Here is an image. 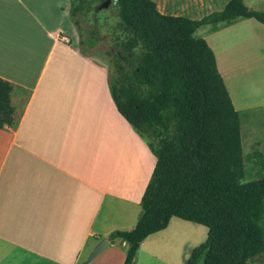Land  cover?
<instances>
[{
  "label": "crops",
  "instance_id": "crops-1",
  "mask_svg": "<svg viewBox=\"0 0 264 264\" xmlns=\"http://www.w3.org/2000/svg\"><path fill=\"white\" fill-rule=\"evenodd\" d=\"M153 1L168 14L169 0ZM184 1L179 9L190 12L220 11L229 2ZM243 2L264 11V0ZM70 7V0H0V78L13 85L17 115L16 125L0 128V264H124L129 244L109 234L134 228L156 163L147 140L118 112L107 69L78 47ZM248 28L257 32L244 38L264 41V24L252 18L206 34ZM216 43L217 69L235 111L251 119L261 111L264 118L261 96L233 99L224 74L233 57L234 65L242 57L231 52L219 60ZM250 121L243 122L248 136ZM174 218L141 243L133 264H166ZM248 264H264V254Z\"/></svg>",
  "mask_w": 264,
  "mask_h": 264
},
{
  "label": "trees",
  "instance_id": "trees-1",
  "mask_svg": "<svg viewBox=\"0 0 264 264\" xmlns=\"http://www.w3.org/2000/svg\"><path fill=\"white\" fill-rule=\"evenodd\" d=\"M78 1L70 0L75 26L87 11ZM109 1L125 35L122 60L129 65L110 83V94L156 158L134 228L109 234L129 244L124 264H133L141 243L174 217L207 228L206 240L191 250L185 264H248L260 258L264 177L244 180L240 113L212 49L196 32L250 18L264 24V11L229 0L222 10L193 20L162 14L153 0ZM12 90L0 78V128L17 124Z\"/></svg>",
  "mask_w": 264,
  "mask_h": 264
},
{
  "label": "rangeland",
  "instance_id": "rangeland-1",
  "mask_svg": "<svg viewBox=\"0 0 264 264\" xmlns=\"http://www.w3.org/2000/svg\"><path fill=\"white\" fill-rule=\"evenodd\" d=\"M100 1L101 0L78 1V6H81V9L84 11H87L85 12L86 15L81 17L82 19H79L76 23V43L84 54L89 55L97 64L107 69L109 81L113 83L119 77V73L128 69L129 66L122 60V43L125 40V35L121 33L118 28L119 18L117 17L115 7L111 6L110 2L104 6V3L101 4ZM184 3V0H169V3L164 6L163 12L168 13L166 15L175 16L193 15L190 19L199 20L203 16L217 11L214 9L195 10L194 12L183 11L179 8L182 7ZM69 11L72 15V4ZM80 13L81 12L75 14V17H79ZM93 27L95 28V33L92 35L91 30ZM207 28L208 27H203L199 29L196 34L199 37L202 36L211 49L213 41L215 40L217 42L215 44V52L219 60L220 57L228 59L231 52L234 55L237 53L242 57L239 58V64V60L236 61V65H234L233 57L231 59L232 65L224 74L226 84L233 99H239V96H248L247 98L250 102L260 100L261 97L262 100H264V41L259 42L256 37L251 38L249 36V39L243 37L245 34L254 35L257 31L253 28H248L246 32H237V35L226 34L222 37H216L212 34H206ZM258 33H260V31H258ZM238 35H242V37L238 38ZM94 40L96 42H94ZM249 53H251V55H245ZM25 101L26 98L21 101L20 107H22ZM248 114L249 113L240 115L241 127L246 119L251 120L250 132L252 135L248 136L247 134L248 124H243L242 130V146L246 170L244 180L246 182L264 177V118L261 111L260 113L256 112L255 118L252 119V116ZM252 130L256 132H252ZM166 234L167 241L170 243L167 248L166 264H185L191 250L206 240L207 228L202 225L174 218ZM97 262L98 261H93L89 264H95ZM140 264H144V260H142ZM198 264H202V260H200Z\"/></svg>",
  "mask_w": 264,
  "mask_h": 264
},
{
  "label": "water",
  "instance_id": "water-1",
  "mask_svg": "<svg viewBox=\"0 0 264 264\" xmlns=\"http://www.w3.org/2000/svg\"><path fill=\"white\" fill-rule=\"evenodd\" d=\"M109 2H110L109 0H106V1L104 2V6H106Z\"/></svg>",
  "mask_w": 264,
  "mask_h": 264
},
{
  "label": "built area",
  "instance_id": "built-area-1",
  "mask_svg": "<svg viewBox=\"0 0 264 264\" xmlns=\"http://www.w3.org/2000/svg\"><path fill=\"white\" fill-rule=\"evenodd\" d=\"M64 42H66V43H69V40L68 39H66V38H64V40H63Z\"/></svg>",
  "mask_w": 264,
  "mask_h": 264
}]
</instances>
